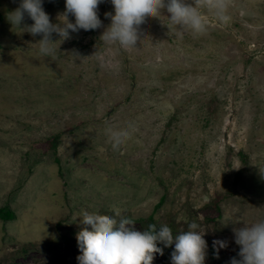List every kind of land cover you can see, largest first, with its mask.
I'll return each mask as SVG.
<instances>
[{"label": "rangeland", "instance_id": "374dc122", "mask_svg": "<svg viewBox=\"0 0 264 264\" xmlns=\"http://www.w3.org/2000/svg\"><path fill=\"white\" fill-rule=\"evenodd\" d=\"M20 3L0 0V264H79L84 212L174 238L195 222L205 264L240 260L233 229L264 221V0H231L223 21L207 13L203 35L164 11L135 48L101 39L104 0L102 27L53 33L52 56L21 30L27 15L8 22ZM43 9L56 24L65 0ZM109 129L131 136L114 149ZM157 247L153 264H171L174 244Z\"/></svg>", "mask_w": 264, "mask_h": 264}, {"label": "clouds", "instance_id": "9594fccd", "mask_svg": "<svg viewBox=\"0 0 264 264\" xmlns=\"http://www.w3.org/2000/svg\"><path fill=\"white\" fill-rule=\"evenodd\" d=\"M104 0H65V12L58 16V23L50 22V16L43 9V0H21L19 7L8 13L7 20L21 29L25 15L34 23L25 26L32 36H42L38 42L39 53L42 56H52L55 44L51 37L53 33L60 40L70 39V31L96 30L102 27L98 16V6ZM114 7V15L105 13L110 19V26L103 32L101 39L108 43H118L124 48H135L140 40V26L148 18H160L166 11L171 24L181 31H190L194 35H203L207 31V13L217 20H227V11L231 0H110ZM71 15L75 23L68 20ZM62 18V20L60 19ZM110 139L114 149L119 148L131 136L129 129H109ZM118 216L119 213H116ZM81 223L84 226L77 234L79 264H153L155 254L163 255V250L157 247L163 243L165 247L174 244L171 254V264H205L207 242L204 234L197 231L199 225L192 222L189 230L175 238L167 225L150 224L148 230H137L134 220L122 217L119 221L109 215L82 214ZM89 227L91 230H88ZM235 243L240 246V260L233 258L231 264H264V221L233 229ZM217 258L219 248L226 245L222 241H214ZM218 246V247H217Z\"/></svg>", "mask_w": 264, "mask_h": 264}, {"label": "trees", "instance_id": "16d2710c", "mask_svg": "<svg viewBox=\"0 0 264 264\" xmlns=\"http://www.w3.org/2000/svg\"><path fill=\"white\" fill-rule=\"evenodd\" d=\"M4 211H0V217H2V213H3ZM146 230H148V228L146 229ZM215 249H214V247H211V253L214 255L215 254Z\"/></svg>", "mask_w": 264, "mask_h": 264}]
</instances>
